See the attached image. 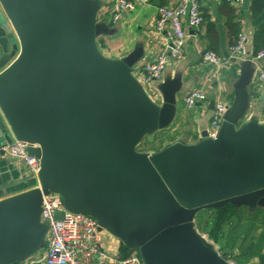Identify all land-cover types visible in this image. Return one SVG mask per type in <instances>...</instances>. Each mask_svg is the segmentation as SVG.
I'll list each match as a JSON object with an SVG mask.
<instances>
[{
  "label": "water",
  "instance_id": "1",
  "mask_svg": "<svg viewBox=\"0 0 264 264\" xmlns=\"http://www.w3.org/2000/svg\"><path fill=\"white\" fill-rule=\"evenodd\" d=\"M0 7L11 46L0 47V156L16 139L40 161V188L27 176L0 185L27 188L0 201V264L35 245L50 192L96 219L142 264H231L194 217L226 203L264 209V125L244 120L250 73L236 78L215 137L203 132L192 144L138 153L145 134L172 123L178 83L159 87L156 106L129 73L140 49L118 62L99 54V0H0ZM240 61L253 63L249 54Z\"/></svg>",
  "mask_w": 264,
  "mask_h": 264
},
{
  "label": "crops",
  "instance_id": "2",
  "mask_svg": "<svg viewBox=\"0 0 264 264\" xmlns=\"http://www.w3.org/2000/svg\"><path fill=\"white\" fill-rule=\"evenodd\" d=\"M181 0H150L149 6L137 8L130 13H124L116 24L109 21L110 9L105 7V2L99 0V8L96 12V23L102 25L105 32L96 38V48L101 56L112 62H118L122 57L140 49L141 59L129 70L130 76L142 88L148 99L156 106H161L162 97L159 87L170 81L178 83L180 91L177 93L174 118L169 127L157 129L145 134L138 142L136 150L138 153H154L142 151L139 145L144 139H154L162 134L164 147L166 144L177 141L192 144L200 139L203 132L209 131L212 112L218 102L229 105L233 99V84L242 70L250 73L251 81L248 87L250 101L245 114V122H254L264 125V113L262 112L263 92L256 82L258 63L252 64L231 57L229 47L235 38L229 17L234 15V20L239 25V34H244L248 39V54L255 56L253 38L260 23L264 20V11L256 18H252L249 6L251 0H245L242 5L229 3L226 0H198L200 11L203 14L204 23L199 27L188 30V39L185 44L184 53L178 60L170 56V43L167 39V29L162 32L155 30L156 8L163 5H177ZM1 9V7H0ZM0 47L10 48L8 35L0 24ZM108 53H104L103 50ZM204 51L214 52L226 60V66L218 78H212V67L202 60ZM114 53V56L110 55ZM166 54L167 64L163 71L161 80L154 83L150 88H145L142 67L153 61L157 56ZM191 90H201L207 97L203 103H196L188 108L184 104V97ZM150 91V92H149ZM148 93V94H147ZM214 102L212 106L211 103ZM166 133H168L166 135ZM165 134V136L163 135ZM167 136V137H166ZM169 136V137H168ZM161 149V148H160ZM26 176L23 166L17 161L10 159L7 155L0 156V185L9 181L21 179ZM27 191L23 184L11 185L8 189L0 191V201L11 198ZM263 209V208H262ZM207 210V209H205ZM204 210V211H205ZM194 217L196 227V217ZM38 237L35 245L21 259L14 263H21L25 259L41 254L46 247L47 228L41 219L36 221ZM101 243L100 251L105 256L94 259L93 264H117L127 259L123 257L122 247L128 249L123 242L107 230L98 227L97 231ZM255 243V242H254ZM252 242V244H254ZM252 244L245 249L235 247L236 254L241 258L246 257V252ZM239 245V244H238ZM219 253L231 254L230 261L235 264H264V245L259 254L252 256L251 260L234 259L233 251L222 252L221 247L214 244ZM239 250V252H238ZM132 251V250H131ZM263 257V260L260 257Z\"/></svg>",
  "mask_w": 264,
  "mask_h": 264
},
{
  "label": "built area",
  "instance_id": "3",
  "mask_svg": "<svg viewBox=\"0 0 264 264\" xmlns=\"http://www.w3.org/2000/svg\"><path fill=\"white\" fill-rule=\"evenodd\" d=\"M106 9H110L109 21L116 24L122 14L135 11L137 8L149 6L150 0H102ZM229 3L242 5L245 0H226ZM155 30L167 31V39L170 43V56L178 60L184 53L188 30L196 28L204 23L203 14L200 11L198 0H181L177 5H163L156 8ZM231 57L244 60L248 57V39L244 34H239L235 44L229 47ZM166 54L157 56L153 61L142 67L144 73L143 83L145 88H150L161 80L167 64ZM252 62H257L256 82L264 93V49L250 56ZM202 60L212 67V78L221 76L227 61L211 51H204ZM150 92V91H149ZM207 100L201 90H191L184 97V104L191 108L196 103ZM227 105L218 102L212 112L208 135L215 137L219 129L222 115ZM264 113V101L262 102ZM29 145L14 139L1 147L4 155L23 166L26 176L36 181V188H40L39 172L40 161L27 152ZM40 219L46 225V247L36 256L29 257L19 264H93L99 256L105 257L100 251V237L97 233L98 223L93 217L71 212L64 207L61 196L50 192L44 195L40 206ZM203 236V235H202ZM205 237V236H203ZM219 253V252H218ZM231 264H235L230 261ZM117 264H142L138 253L131 255Z\"/></svg>",
  "mask_w": 264,
  "mask_h": 264
},
{
  "label": "trees",
  "instance_id": "4",
  "mask_svg": "<svg viewBox=\"0 0 264 264\" xmlns=\"http://www.w3.org/2000/svg\"><path fill=\"white\" fill-rule=\"evenodd\" d=\"M249 11L252 16V18L258 17L263 11H264V0H251ZM229 22L232 27V34L235 35V38L233 40V43L231 45L235 44L237 41V37L239 35V25L234 20V15H231L229 17ZM253 45H254V53L257 54L258 51L264 49V20L262 23L259 24L257 30L254 33L253 38ZM160 150V149H159ZM244 211L249 212V218L246 221L242 219V215ZM253 213V214H252ZM199 221L196 220V230L200 235L205 236L210 242L213 244H220L224 240V238L230 237L228 240H230L229 243V249L230 251H233L236 247V241L239 240L242 245H245L246 243V233L254 232V224H251L250 227L247 225L245 227L244 233L239 234L238 230L242 228L244 225L243 222H246L250 224L251 222L255 220H259V223L261 224V227L263 226L264 229V209L260 207H256L254 209H250L246 206H234L229 203H226L225 205L221 206L217 209H207L203 213H201L198 216ZM226 228L229 229L228 234L226 233ZM263 237H264V230H263ZM252 238V237H251ZM251 242L254 241V237L250 240ZM256 243V242H255ZM258 251H254L251 253L248 257H252L255 254H259L261 247H258ZM124 255L123 257L129 256L134 251L127 250L125 247H122ZM242 249V246L240 247ZM223 252V248H221ZM234 259L236 256H233ZM260 259L263 260V257L261 256ZM17 264V263H13Z\"/></svg>",
  "mask_w": 264,
  "mask_h": 264
},
{
  "label": "rangeland",
  "instance_id": "5",
  "mask_svg": "<svg viewBox=\"0 0 264 264\" xmlns=\"http://www.w3.org/2000/svg\"><path fill=\"white\" fill-rule=\"evenodd\" d=\"M103 52L105 54L108 53V51L105 50V49L103 50ZM110 55L114 56V53L110 52ZM167 134L168 133H166V135ZM161 135L162 134H160L157 137H154V139H152V138H150V139H147V138L144 139L141 142V144L139 145V148L142 149V151H146V152H156V151H158L160 148H162V145L164 144V142H162V137L163 136H161ZM163 135L165 136V134H163ZM203 212H204V210L201 211L200 214L203 213ZM249 217H250L249 216V212L248 211H244L243 212V215H242L243 221L244 220L246 221L247 219H250ZM196 220L199 221L198 216L196 217ZM243 224L244 225L242 226V228L240 230H238L239 231L238 232L239 234L244 233L245 227L247 225H249V227H250L251 224H254L253 226H254V229L255 230H254V232H251V233L248 232V233L245 234V236H247L246 237V240H245L246 241L245 242L246 243L245 245H242V243L239 240L236 241L237 242L236 245L237 246H240V247L242 246V248L245 249L246 247H249L252 244V242L250 240L253 237H254V241L256 243L252 244V247L249 250L246 251V252H248V253L245 254L246 257L241 258L240 256H242V255L236 254V252L234 251L235 249L233 250V252H235L234 254L237 255L236 256V259H238V260L240 259V260L247 261V260H251L252 257H250V258L248 257L251 253H253L254 251H258V249H259L258 247H262L264 245V237H263V230L264 229H263V226H262V228H260L261 227V224L259 223V220H255V221L251 222L250 224H248L246 222H243ZM225 231H226V233H225V235H226V234H228L229 229L226 228ZM229 238L230 237L224 238V240L222 242H220V244H218L221 248H223V251L226 252V253L227 252H230V249L228 247L229 246V243H230V240H228ZM238 252H239V250H238Z\"/></svg>",
  "mask_w": 264,
  "mask_h": 264
}]
</instances>
